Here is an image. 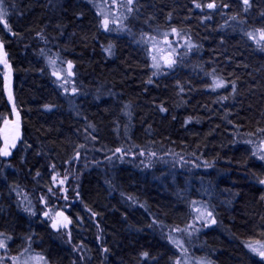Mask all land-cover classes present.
I'll use <instances>...</instances> for the list:
<instances>
[{"label": "trees", "instance_id": "obj_1", "mask_svg": "<svg viewBox=\"0 0 264 264\" xmlns=\"http://www.w3.org/2000/svg\"><path fill=\"white\" fill-rule=\"evenodd\" d=\"M1 1L0 127L16 111L20 142L11 159L0 158V229L52 264H174L166 230L189 221L192 195L154 160L183 157L212 197L215 226L200 234L208 259L264 264L246 248L264 238V166L250 151L264 132V51L248 35L264 30V0H250L247 11L242 0H215L212 10L136 0L132 29L174 28L193 44L160 76L135 38L103 28L96 0ZM46 54L71 62L73 106ZM211 78L226 88L209 91ZM18 192L36 211L37 196L62 210L70 234L33 219L27 226L13 204Z\"/></svg>", "mask_w": 264, "mask_h": 264}, {"label": "rangeland", "instance_id": "obj_2", "mask_svg": "<svg viewBox=\"0 0 264 264\" xmlns=\"http://www.w3.org/2000/svg\"><path fill=\"white\" fill-rule=\"evenodd\" d=\"M133 6L134 4L131 5L132 8ZM128 7L127 0H96L94 2V8L99 15L102 26L103 21L108 19L109 29H111L110 32L127 34L130 35V38L132 36L131 39H136L134 40V43L139 44L145 50L154 76H160L166 71L173 69L179 62L178 56L183 58L191 53L192 47L189 48V44H193L188 40L179 37L172 31L158 30L149 31L150 33H142L138 29H132L130 23L132 13L128 12ZM6 15L7 10L4 3L0 0V16L3 17V19L0 20L1 23L5 20ZM252 36V40L262 49V47H264V40L260 39V33H254ZM153 57L156 58L155 61L153 60ZM169 59L175 61L172 67L167 66ZM45 61L57 87L68 97L69 105L73 106L78 95L76 90L75 92L73 91L75 88L73 83L72 66L70 68L69 63L56 54H46ZM154 63L160 65L158 69L153 67ZM0 65L4 67L6 65L1 44ZM6 74L7 73H5V75ZM214 80L219 79L211 78L208 81L209 91L217 92L226 88V84L224 83V87L215 88V90H213ZM11 123L12 120L4 119L1 124L0 147L2 135L7 132ZM17 135H19L18 140L15 139ZM13 140H15L16 145L13 147L15 151L20 142V128L18 125L13 128V132L10 136V144H12ZM250 151L264 166V159H260V156H264V132L251 142ZM156 159L157 160H154V165L156 168H161L159 171H161L163 176L172 184L178 179L177 183H181V185L185 186L187 189V199L189 198V194L192 195L190 200H188L191 214L189 221L181 227L166 230L167 239L176 249V259L174 264H177V262H179V264H213L208 259L205 249L202 246L203 243L200 240L201 232L215 226V222H212L215 221V219L210 205L212 197L210 196L211 194H208L207 191H205L196 178L195 180L190 178L193 176L192 174L196 167L194 166L196 165V162L183 157L178 159L175 157ZM4 167L9 168L8 163H6ZM205 172V169H203L202 173L205 174ZM14 196L16 202L13 203L15 205L14 207L19 215L24 217L27 226L30 227L33 219L38 220L39 222H44L49 226L53 234H57L60 237L64 236V232L68 233V235L70 234L69 230L71 223L66 216H64L62 210L48 207L45 200L37 196V201L40 206L36 211L34 204L28 202L25 193L18 192L17 194L15 193ZM209 212L212 214L211 217L207 215ZM45 213H47V215H45ZM54 223L57 225L55 228L53 227ZM65 224L67 225L66 227H64ZM0 234H2L0 235V240H3L6 245V247L0 248V264H52L39 250L31 248V245L28 242H25L20 238H15V240H19L17 242L14 240L13 235L11 236L9 233L1 229ZM65 241L68 243V240ZM260 245H264V238L259 241L247 243L246 248L253 256L264 262V259L251 250V248H259ZM72 248H76L79 252V246L75 245V247L73 246ZM41 257L43 259H40ZM76 257L79 259L77 255Z\"/></svg>", "mask_w": 264, "mask_h": 264}, {"label": "snow or ice", "instance_id": "obj_3", "mask_svg": "<svg viewBox=\"0 0 264 264\" xmlns=\"http://www.w3.org/2000/svg\"><path fill=\"white\" fill-rule=\"evenodd\" d=\"M135 2H136V0H127V3H128V5H129V7H128V12H129V13H132L133 8L131 7V5H133ZM193 2H194V5H195L196 8L207 7V8L210 9V10H212V9H216V8H217V4L215 3V0H212V2L207 3L205 6H202L200 3H197L196 0H193ZM242 2H243V5H244V10L247 11L248 8L251 7V2H250V0H242ZM225 7H227V5H225ZM207 18H210V17H207ZM2 19H3V17L0 16V20H2ZM231 19H236V17H231ZM5 27H7V24H5ZM103 27H104V29H105L106 31H110V30H111V29H109V21H108V19H105V20L103 21ZM172 32H173V33H177V30L173 28V29H172ZM177 34H178V33H177ZM248 35H249V38H253V36H252L251 33H249ZM260 39H261V40H264V30H260ZM191 47H193V45L189 44V48H191ZM262 50H264V47H262ZM108 51L110 52V49H109ZM155 59H156V58L153 57V60H154V61H155ZM174 63H175L174 60L169 59L168 62H167V66H168V67H172V65H173ZM159 66H160V65H159L158 63H154V64H153V67H154V68H157V69H158ZM69 67L71 68V62H69ZM154 74H155V73H154ZM150 82H151V80H149V83H150ZM213 85H214L213 90H215V88H219V87H224V86H225V84H224V82H223L222 80H214V81H213ZM232 87H233V92H235V89H236L235 82H233ZM73 91L75 92V89H73ZM10 98H11V95H10ZM224 99H227V97H224ZM46 107H47V106H46ZM160 110H161V111H166V109H164V108H161ZM187 122H188V121H186V123H187ZM15 139L18 140V139H19V135H17ZM15 146H16V145H15V140H13V142H12L11 145H8V144H7V141H6V142H5V147H4V149L0 150V156H4V157L9 156V155H10L9 148H10V147H15ZM116 151H117V152H121L122 150H121V149H116ZM254 154H255V153H254ZM260 159H264V156H260ZM53 179H55V177H54ZM61 183H63V181H61ZM261 183L264 184V181H261ZM262 198H264V197H262ZM45 215H47V213H45ZM207 215H208L209 217H211L212 214L209 212ZM212 222L214 223L215 221H212ZM56 226H57V225L54 223V224H53V227L55 228ZM66 226H67V225L65 224L64 227H66ZM0 235H2V234H0ZM4 247H6L4 241H3V240H0V248H4ZM249 247H251V246H249ZM251 250H252L254 253L258 254L262 259H264V245H260L259 248H251ZM105 251H107V249H105ZM143 255L147 256V253H144ZM40 259H43V258L41 257ZM177 264H179V262H177Z\"/></svg>", "mask_w": 264, "mask_h": 264}, {"label": "water", "instance_id": "obj_4", "mask_svg": "<svg viewBox=\"0 0 264 264\" xmlns=\"http://www.w3.org/2000/svg\"><path fill=\"white\" fill-rule=\"evenodd\" d=\"M12 123L10 124V127L9 129L7 130V132H5L3 135H2V139H1V147H0V150L4 149L5 147V142L7 141V144L8 145H11L10 144V136L13 132V128L19 124L20 122V118L18 116V113L16 111H12ZM9 151H10V155L7 156V157H4V156H0V158L4 161H7L9 159L12 158L13 156V152H14V149L13 147H10L9 148ZM263 181H264V176H263ZM262 197H264V184H263V191H262ZM262 203H263V207H264V198H262Z\"/></svg>", "mask_w": 264, "mask_h": 264}]
</instances>
